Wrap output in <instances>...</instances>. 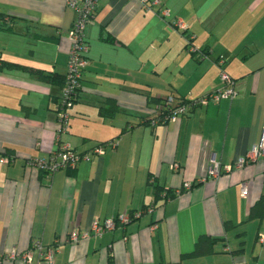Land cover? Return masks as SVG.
Returning a JSON list of instances; mask_svg holds the SVG:
<instances>
[{"label":"crops","instance_id":"0c3cea01","mask_svg":"<svg viewBox=\"0 0 264 264\" xmlns=\"http://www.w3.org/2000/svg\"><path fill=\"white\" fill-rule=\"evenodd\" d=\"M159 1L168 17L136 0H99L84 29L89 65L69 128L57 139L76 13L68 0H0V59L14 66L0 69V158L9 160L0 163V253L31 250L26 264H46L31 249L39 241L55 247L52 264H264V219L248 218L264 194V157L206 178L212 161L233 165L264 134V0ZM179 22L196 50H211L207 59L194 60ZM219 56L238 81V96L166 125L144 123L151 98H200L219 89ZM109 101L114 113L102 114ZM112 140L114 148L72 171L47 176L28 164L59 146L83 153ZM184 183L195 186L155 200V187ZM133 213L141 214L100 237L70 242L94 220ZM202 236L217 239L213 252L181 260Z\"/></svg>","mask_w":264,"mask_h":264},{"label":"built area","instance_id":"2783aa9c","mask_svg":"<svg viewBox=\"0 0 264 264\" xmlns=\"http://www.w3.org/2000/svg\"><path fill=\"white\" fill-rule=\"evenodd\" d=\"M140 5L145 9L149 10L152 7H159L160 10L158 15L161 18H165L169 16V12L165 7H162V4L159 0H136ZM97 0H81V2H77L76 0H68V5L75 11L76 18L72 24L70 31L68 32V40L70 42V52H69V63H68V73H67V82L66 86L63 89V100L60 102L61 110L66 107H71L70 98L74 96V89L78 85V81L80 79L79 69L83 68L87 65V61L82 57L83 54L88 52V46L85 42L84 29L87 24L92 20V15L96 10ZM179 29L184 30V26L181 22L176 24ZM191 51H195L191 49ZM222 65V61L218 63V66ZM221 88L216 90V92L211 95L204 96L198 98L193 106H206L208 103H217L222 99L232 100L237 94L235 91V84L231 80V78L223 71L219 74ZM168 103L172 102V99L169 98L167 100ZM188 106H181L178 109L171 112L165 119L168 122H175L181 116L186 115L188 111ZM159 112V106H156L152 113ZM57 139L58 135L65 131L68 126V116L63 111L57 113ZM157 121L158 119L155 118ZM156 120H151V126H155L157 123ZM114 148L116 143H108L106 147ZM100 148L93 151V154L103 155L105 148ZM264 157V134H262L259 143L247 153L246 156L240 158L233 165H221L218 162L212 161L207 170L206 178L217 179L220 175L224 173H230L233 169H241L246 164L255 162L258 158ZM80 158L77 155H74L72 152L68 151V146H59L53 154L48 159H31L28 161V164L37 170H43L49 173H54L59 170H66L70 168H74L79 162ZM84 160L88 161V158L85 157ZM9 160L7 158H0V163H8ZM190 183H184L182 188L185 191H189L191 188ZM179 196V190L175 191ZM242 197L247 196V190L245 185H242ZM154 209L153 204L145 209L148 213H151ZM141 213L133 214V219L138 218ZM129 216L121 215L116 219H108L104 222H99L98 220H94L91 228L88 232L83 233L81 236H78L77 232H73L70 235V242L75 243L78 240H86L90 238L92 235L100 237L103 233L113 231L117 223L125 225L130 222ZM32 250L38 251L40 253L41 260L46 264H52L53 255L56 252L55 247H44L41 242L36 241L33 243ZM16 259H20L23 263L31 262L32 254L31 250L24 253H16V252H8V253H0V264L8 261H14Z\"/></svg>","mask_w":264,"mask_h":264},{"label":"trees","instance_id":"16d2710c","mask_svg":"<svg viewBox=\"0 0 264 264\" xmlns=\"http://www.w3.org/2000/svg\"><path fill=\"white\" fill-rule=\"evenodd\" d=\"M99 2V0H97V3ZM97 3H96V6H97ZM143 8V7H142ZM144 9V8H143ZM160 8L158 7V12H159ZM95 14V12H94ZM94 14L92 15V17H94ZM176 26V23L175 25ZM182 30V29H180ZM182 32L184 33V35H186V42L188 45V50L190 51L192 57L194 58V60L196 62H200L202 60H205L209 57V55H211V50L210 49H202V50H196V48L192 45V36L189 34L187 35V31L185 30H182ZM85 36V34H84ZM85 42L87 43V40L85 39ZM87 46H88V43H87ZM191 49H194L195 51H191ZM89 50V48H88ZM82 57L87 61V65L84 66L83 68H80L78 71L80 73V79L78 81V85L77 87L74 89V96L72 98H70V102H71V107L73 106V104L77 101V97H78V94H79V91H80V87H81V80H82V75H83V72L86 70V68L88 67L89 65V61H88V52L86 54H83ZM222 61L223 63V59L221 56H219L216 61H215V65L216 67L219 69V73L221 71L225 72L224 70L221 69V67L223 66L222 65H219L218 66V63ZM68 63H69V60H68ZM3 67H14L13 64H9V63H6L4 61H2L0 59V69H2ZM67 73H68V65H67V71L65 73L64 76H62V84H61V95H60V98H59V101L56 105V114L60 111H63L64 113L67 114L68 116V126L66 127L65 131L60 133L58 135V139H59V136L63 133H66L67 132V129L69 128V109L71 108H66L64 107L62 110H61V106H60V102L63 100V96H62V93H63V89L65 88L66 86V82H67ZM230 78L231 80L234 82L235 84V91H236V94L237 96L239 95V90H238V81L236 79H234L233 77H231L227 72H225ZM36 74L39 76V78L45 82H49V83H53L54 82V77L50 74H46V73H43L41 71H36ZM221 88V86H220ZM219 88V89H220ZM218 90V89H216ZM215 91H212V92H209L208 94L204 95V96H209L211 95L212 93L216 92ZM202 96V97H204ZM151 98V97H149ZM171 98L172 99V102L171 103H168L167 100ZM201 98V97H200ZM198 98H187V97H182V96H179V95H175V94H170L168 96H165L163 98H158V99H154V98H151V100H149L150 102H153L154 103V108L156 106H159V112H156V113H151L149 114L148 116H146V118L144 119V123L148 124L151 126V120H156L155 118L158 119L157 123L155 126H151V127H156L158 125H166L168 123V120H166L165 118L171 114V112H173L174 110L178 109L179 107L181 106H188V111L186 113V115H189L190 113H192L196 108L198 107H202V106H193L192 103H194ZM153 108V109H154ZM114 110H115V104L113 101H109L107 103V107L104 108V110L100 111L102 114H109V113H114ZM185 116V115H184ZM182 117V116H181ZM58 119V117H57ZM57 136V135H56ZM112 143H116L115 140H112L111 141ZM108 144V142L106 143H103V144H100V145H97L95 147H93L92 149H90L89 151L87 152H83V153H79L73 149H71L69 146H68V151L72 152L74 155H77L80 160L79 162L77 163V165L80 163V162H83V161H87V160H84L85 157L88 158V161L91 160L94 156H97L96 154H93V151L94 150H97V149H100V148H103L106 147V145ZM77 165L74 167V168H70V169H66L67 171H72V170H75V168L77 167ZM38 172L42 173V174H45L47 176H51L52 173H49V172H46V171H43V170H38ZM195 186V185H194ZM193 184L191 187H194ZM176 190H172V189H165V188H160V187H155V191H154V195H155V200H163V201H167V200H171V199H174L175 197H177L178 195L176 194L175 192ZM179 192H180V195L183 194L185 191L184 188H180L179 189ZM134 214V213H133ZM133 214H129V218L131 220H133ZM248 218L249 219H264V194L261 195L260 199L250 208L249 210V215H248ZM135 219V218H134ZM217 239H210V238H207V237H200L198 239V241L195 243V248L194 250L191 252V253H188V254H184L182 255L181 257V260L183 259H188V258H192V257H199V256H203V255H208V254H211L213 252V245L216 243Z\"/></svg>","mask_w":264,"mask_h":264},{"label":"rangeland","instance_id":"374dc122","mask_svg":"<svg viewBox=\"0 0 264 264\" xmlns=\"http://www.w3.org/2000/svg\"><path fill=\"white\" fill-rule=\"evenodd\" d=\"M73 107V106H72ZM72 107L69 109V111L68 112H70V110H72Z\"/></svg>","mask_w":264,"mask_h":264}]
</instances>
